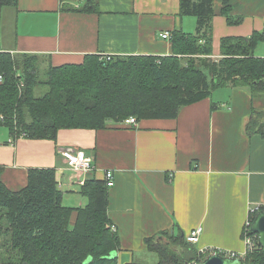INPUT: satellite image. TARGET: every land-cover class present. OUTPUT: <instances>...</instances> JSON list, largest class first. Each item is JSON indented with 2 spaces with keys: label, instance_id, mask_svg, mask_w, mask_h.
I'll list each match as a JSON object with an SVG mask.
<instances>
[{
  "label": "crops",
  "instance_id": "obj_1",
  "mask_svg": "<svg viewBox=\"0 0 264 264\" xmlns=\"http://www.w3.org/2000/svg\"><path fill=\"white\" fill-rule=\"evenodd\" d=\"M91 1L18 0L4 7L0 50L39 54L53 65L81 63L89 54L164 56L172 53V42L162 32L196 31V17L180 15V0H93L96 8L84 11ZM230 5L239 23H228L223 0L214 2L215 59L221 57L223 37L251 36L264 26V0H230ZM255 54L264 57V39ZM254 111H264V93L223 87L185 105L176 118L66 128L56 141L19 137L10 143L8 129L0 139V179L19 190L30 167H54L65 195H73L68 202L85 206L62 155L64 149L83 150L94 163L81 175L84 180H104L106 171L114 172L108 215L119 235L118 264L148 256V238L163 232L186 237L199 226L198 250L244 256L250 216L264 206V136L246 130Z\"/></svg>",
  "mask_w": 264,
  "mask_h": 264
},
{
  "label": "trees",
  "instance_id": "obj_2",
  "mask_svg": "<svg viewBox=\"0 0 264 264\" xmlns=\"http://www.w3.org/2000/svg\"><path fill=\"white\" fill-rule=\"evenodd\" d=\"M17 2L0 0V30L4 7ZM214 2L180 0V15L195 16L197 27L195 32H172L170 55H114L107 60L89 54L81 63L53 65L39 54L0 50V126L8 127L14 140L56 141L61 129H104L132 115L176 118L182 107L212 96L218 88L264 93V57L255 54L262 32L225 36L221 57H212ZM223 2L228 23H239L241 18L231 15L230 0ZM95 3L92 0L83 10H94ZM258 117L264 118V111H254L246 126L248 135L264 136V120ZM79 185L85 206L65 204L66 191L54 167H30L28 182L19 190L0 179V264H118L113 253L120 249L119 235L108 215L110 187L97 178ZM167 235L177 240L182 252L163 242ZM146 242L158 261L128 264H198L214 252L198 250L182 233L163 232ZM242 257L250 264H264L258 243Z\"/></svg>",
  "mask_w": 264,
  "mask_h": 264
},
{
  "label": "built area",
  "instance_id": "obj_3",
  "mask_svg": "<svg viewBox=\"0 0 264 264\" xmlns=\"http://www.w3.org/2000/svg\"><path fill=\"white\" fill-rule=\"evenodd\" d=\"M262 34L264 36V26L262 27ZM160 36L164 39H171L172 35L169 32H162ZM103 59L106 58L110 60L112 55H102ZM2 80V76H0V81ZM124 125H135L137 124V118L135 116H130L126 118L123 122ZM15 140L12 138L10 143H13ZM62 155L64 156L68 168L76 175L77 182L83 184L84 180L81 175L86 174L94 168L93 158L87 155L83 150H73V149H64L62 151ZM105 180L107 181V185L112 187L114 182V172L112 170H108L105 173ZM250 225L251 222H248V226L246 227L244 238L246 240L248 250H253L258 243L256 239L257 236L250 234ZM114 229V227H113ZM115 230V229H114ZM202 232V227L199 226L193 229L187 236L186 239L191 243H197L199 240V236ZM214 252H224L223 250H214ZM228 255L237 256L235 252H227ZM223 254V253H222Z\"/></svg>",
  "mask_w": 264,
  "mask_h": 264
},
{
  "label": "water",
  "instance_id": "obj_4",
  "mask_svg": "<svg viewBox=\"0 0 264 264\" xmlns=\"http://www.w3.org/2000/svg\"><path fill=\"white\" fill-rule=\"evenodd\" d=\"M250 233H256L258 244L264 251V210H259L251 222ZM116 256V252L113 253ZM28 264V263H25ZM198 264H250L242 256L224 255L220 252H213L206 256Z\"/></svg>",
  "mask_w": 264,
  "mask_h": 264
},
{
  "label": "rangeland",
  "instance_id": "obj_5",
  "mask_svg": "<svg viewBox=\"0 0 264 264\" xmlns=\"http://www.w3.org/2000/svg\"><path fill=\"white\" fill-rule=\"evenodd\" d=\"M196 20V19H195ZM197 21V20H196ZM216 97H217V95H216ZM217 99V98H216ZM132 116H135V115H132ZM136 117V116H135ZM262 119L264 120V118L263 117H258V120L261 122L262 121ZM8 131V127H6V126H0V139H2V134L4 133V132H7ZM77 181V180H76ZM69 194V193H68ZM69 196L70 197H72L73 195H65V197H64V202H65V204H67V203H69L68 205H70V203H71V205L72 206H78V204L80 203V202H77V201H75L74 199L73 200H69L70 202H68V198H69ZM85 198V197H84ZM87 203V200H86V198L84 199V204H86ZM162 240H163V242H170L171 244H172V248H173V250H177L179 253L180 252H182V248L181 247H179L177 244H176V241L177 240H175L174 238H172L171 237V235H167V236H163V238H162ZM157 240H154L153 242H151V244L153 245V243L154 242H156ZM147 257V258H146ZM144 256L143 258L144 259H142V260H139V261H142V262H149V263H155V262H157L158 261V259H159V255L156 253V252H150V253H148V256Z\"/></svg>",
  "mask_w": 264,
  "mask_h": 264
}]
</instances>
